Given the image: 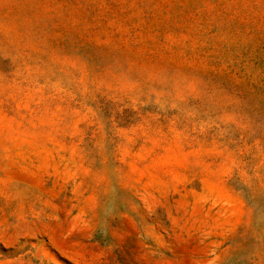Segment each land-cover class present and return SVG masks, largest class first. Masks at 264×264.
Masks as SVG:
<instances>
[{
	"label": "rangeland",
	"instance_id": "obj_1",
	"mask_svg": "<svg viewBox=\"0 0 264 264\" xmlns=\"http://www.w3.org/2000/svg\"><path fill=\"white\" fill-rule=\"evenodd\" d=\"M0 264H264V0H0Z\"/></svg>",
	"mask_w": 264,
	"mask_h": 264
}]
</instances>
